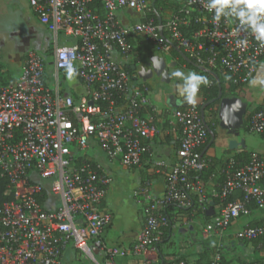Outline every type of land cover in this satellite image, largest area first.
Instances as JSON below:
<instances>
[{"label":"built area","instance_id":"built-area-1","mask_svg":"<svg viewBox=\"0 0 264 264\" xmlns=\"http://www.w3.org/2000/svg\"><path fill=\"white\" fill-rule=\"evenodd\" d=\"M27 1L51 37L43 52H26L15 81L3 82L0 75V179L5 182L0 264H62L68 246L96 262L93 241L112 220L103 204L113 180L96 154L126 169L137 168L151 161V142L159 134L148 87L134 83L135 75L124 62L133 51V37L142 36L160 52L170 50L172 43L196 64L222 70L233 85L252 78L264 56V44L234 16L214 21L207 0H184L161 24L163 35L149 16L148 0H134V7L133 0ZM128 8L139 16L123 24L117 12ZM60 33L72 38V44L64 43ZM69 63L76 70L72 83L62 67ZM208 81L206 87L212 85ZM166 123L177 135L178 159L174 164L165 159L153 162L154 170L165 174L164 192L153 197L149 180L134 190L142 203V226L128 247L100 246L106 264L129 254L143 256V264H188L148 257L172 223L164 211L170 204L194 206L205 213L210 201L217 199V209L200 224L205 238L221 237L254 205L263 211L260 222L239 229L235 237L258 240L261 246L263 153L226 156L219 188L208 193L206 179L196 175L210 162L200 153L208 131L199 105L171 108ZM245 130L264 132V106L251 114ZM221 260L216 250L203 264H222ZM224 264L261 263L238 259Z\"/></svg>","mask_w":264,"mask_h":264},{"label":"crops","instance_id":"crops-1","mask_svg":"<svg viewBox=\"0 0 264 264\" xmlns=\"http://www.w3.org/2000/svg\"><path fill=\"white\" fill-rule=\"evenodd\" d=\"M99 9L101 10V8ZM117 17L123 24L132 23L137 20V16L127 12V9L119 10L117 12ZM36 19L38 20L37 17ZM30 29H32V27ZM62 41L66 44L68 42V40L64 38L62 39ZM49 42H50V39L47 40L44 46L45 48L43 50H46ZM132 43H133V51L129 55L127 61L126 60L124 61V62H127L128 67L130 69L133 64L138 65L139 61H142V60L145 61L148 57L154 54L164 56V54L166 53L169 55L170 64L168 67V73L171 77V80L168 84L171 85V89H169L168 91H161V92L159 91L156 94H151V87L147 82L148 80L144 82L140 81L139 79L135 80L139 82V84L143 83L148 87V95L156 110V112H154V118L158 125L159 134L151 142V147L153 150V157L151 161L145 160L137 168L126 169L120 166L115 161L107 160L106 158H104V156L101 153L98 152L96 154V158L99 161L104 160L106 163L109 162V165L107 164L106 168H107V171L111 175H112L111 171H117V173H119V178L121 180V185H122L121 191L118 192L116 190L115 180L112 175L113 180H112V183L108 187L107 196L105 198L103 208L106 211L111 213L112 220L114 217L116 218L117 211L121 207L125 206L126 204L128 205L129 210L135 211L137 213L136 217L132 215L130 217L131 218L130 221L127 220L126 225L123 226L124 227L123 229L124 230L123 232L124 243L118 247H128L129 245H131L135 241L136 235L142 226V211H141L142 203L137 196H134V190H136L137 187L141 185V183L144 180H149L150 181V193L153 197H159L164 192L165 174L157 173L154 170L153 162L162 158V159H165L170 164H174L178 159L177 135L175 132L169 130L168 125L166 123V115L168 111L171 108H173L167 102V95L173 94L176 98L182 101V98L178 92L180 81L178 80V78L174 77L172 73L176 71L177 69H180L184 71L185 73L196 72L194 69L189 68L184 63H182L179 57L175 55L172 51L168 50V51L160 52V51L154 50L151 43L145 40L140 35L134 36L132 39ZM22 61L23 59L19 62L20 66L22 65ZM263 70H264V56L261 58L260 62L258 63L256 72L252 76V78L253 77L258 78L257 84L262 82L261 75H262ZM218 72H219L220 79L223 84V90L226 93L228 84H229L227 76L220 69H218ZM132 74L135 75V72L133 70H132ZM0 75H1L3 82H13L18 77V76L17 77L6 76L5 70L3 68L0 70ZM67 79L69 80V82L71 83L73 82L72 79H69V78ZM67 90L68 89L66 88L65 91ZM203 98L204 96H203L202 91H199L197 94V98H196V104L198 105L201 104ZM214 132H215V140L211 144L209 145L208 143L204 144L200 148L201 156L204 159L205 158L215 159V164L211 168V171L205 180L206 189L208 193L215 192L219 188L218 184L221 181L220 171H221L222 163L225 157L235 154L237 152H240L245 147V146L244 147L239 146L237 149L229 150L226 144L230 136H228L225 130L221 129L219 125L215 127ZM130 199L132 200V202H130ZM216 209H217V204H215L214 206V211ZM167 213L172 223H171L170 229L167 231V234L159 241L160 250L164 254H173V253L177 255L184 254L182 250L184 248L185 243H188L190 244V246L194 247L195 249H194V252H191L190 254H186L188 258L187 263L188 264H203L206 261H208V259L212 255L211 253H214L216 250L222 253L225 257L229 258V260H238V257L241 254L236 252L235 241H237L238 239L235 237V233L243 227L257 225L261 220V215L263 211L261 209L252 207L249 214L234 219L229 224V226L224 231L221 237L210 236L208 238L203 237L200 231V224L202 223L204 217H193V218L188 217L185 213L179 211L174 206H170L167 210ZM116 219H120V218H116ZM112 220L110 224L100 234V236L93 241V244L96 241L100 242V246L107 244L105 240V234H106L107 228L110 225H112L113 223ZM131 224H134L135 227L134 228L130 227ZM175 233L179 234L180 236L178 244H176L175 242ZM243 243H245L246 246H250L253 249V251L259 252L255 254L252 259L250 260L245 259V260L252 261L254 259L261 257L260 255L262 252L259 250L258 246H255L252 242H243ZM175 246H178L181 253H178L177 251L178 248L175 249L174 248ZM216 247L218 248L216 249ZM212 248H215L213 252H211ZM74 251L76 250L73 249L71 246H68L63 253L62 262L68 261L69 259L71 260L73 258ZM203 251L207 252L206 256L202 255L201 252ZM148 257L152 259H157L159 261L162 259L161 256L159 255V249L157 246L154 248V250L150 251V253L148 254ZM168 260H173V255H166L165 261H168ZM96 261H97V264H106V258L101 248L99 249V252L96 254ZM113 263L114 264H143L144 258L143 256L129 254L125 257H115L113 260Z\"/></svg>","mask_w":264,"mask_h":264},{"label":"rangeland","instance_id":"rangeland-1","mask_svg":"<svg viewBox=\"0 0 264 264\" xmlns=\"http://www.w3.org/2000/svg\"><path fill=\"white\" fill-rule=\"evenodd\" d=\"M32 27V30L36 31L38 34V39H32L30 45L26 48L27 51L29 49H35L39 52H43L44 46L48 39L51 37V32L48 30L46 26L41 24L36 17L34 16V13L32 12L31 7L28 4L27 0H0V70L3 68L5 70L6 76H13L17 77L21 71L20 63H16L14 59L12 58V55L15 53L16 45L19 42L20 36L25 35L30 31V28ZM61 40L64 38L63 34H59ZM68 40L67 44L70 45L73 42L72 38H64ZM39 40V43H38ZM164 57L166 58V61L168 65L170 64V57L168 54H164ZM144 62V60L139 61ZM262 69V68H261ZM6 78V77H5ZM262 82L257 84L255 87H251L250 95L251 96H261L264 93V70L262 71ZM148 84L151 87V94H156L159 91H168L171 89L170 84H166L160 81L158 77H152L149 79ZM60 83L62 85V88L66 90L65 83L62 78V72H60ZM134 83H139L135 81ZM79 89V86H78ZM245 101H249L245 99ZM253 100L249 101V104H253ZM251 102V103H250ZM242 138L244 140L245 147L244 149L247 151H256L259 153L264 152V137H262L260 134L250 133L246 131L245 129L241 128L239 139ZM100 156V155H99ZM104 168H106L107 164L109 165V162H105L104 160L99 161ZM107 169V168H106ZM114 180H115V186L116 190L118 192L121 191L122 185L121 180L119 178V173L117 171H111ZM130 202L132 200L130 199ZM126 214L125 217L128 219L132 216L130 214V211L125 210ZM113 223L107 228L106 234H105V240L107 246H121L124 243L123 239V232H124V223L125 220L123 219H116L113 218ZM132 228L135 227L134 224H131ZM180 239L179 234L175 233V242L178 244V241ZM236 245V252L240 253V257L242 259H252L253 256L259 252L253 251V249L250 246H246L245 243L242 241H235ZM175 249L178 248V246L174 247ZM194 247L190 246V244L185 243L184 248L182 252L184 254H190L191 252H194ZM261 253V257H264V250L259 249ZM178 253H181L179 248L177 249ZM98 259V258H97ZM62 264H97L96 262H93L89 258H87L85 255L74 251L73 252V258L68 261H63Z\"/></svg>","mask_w":264,"mask_h":264},{"label":"water","instance_id":"water-1","mask_svg":"<svg viewBox=\"0 0 264 264\" xmlns=\"http://www.w3.org/2000/svg\"><path fill=\"white\" fill-rule=\"evenodd\" d=\"M154 2L155 0L152 1V6H154ZM127 12L136 15L137 17L139 16L138 12L133 11L130 8L127 9ZM155 13L157 15V20L159 24V32L161 35H163L162 25H161L162 21L160 15L158 14L157 11H155ZM28 40H29V36H25L22 40V45L12 55V58L14 59L15 62L17 63L20 62V53L23 52L24 46L28 45ZM171 46L187 63H190L198 70L206 72L217 79V84H218L217 95L200 104L201 118L210 136L208 145L215 140V132L210 128L209 124L205 119V109L208 105L216 103L217 105L216 115L218 119V125L221 129L225 130L228 136H230V138L227 140V144H226L227 148L229 150H233V149H237L239 146L244 147L245 146L244 140L242 138L238 139V137L240 134V130L243 126V117L247 109V102L242 100V98L238 96L223 95L222 87L220 85L218 77L211 68H208L204 65L196 64L191 59H189L188 56L179 47L175 46L172 43ZM168 67L169 65L164 56L154 54L148 57L144 62H140L138 65L133 64L131 66V69L135 72V78L139 79L142 82L147 81L152 77H158L161 82L167 84L171 80V77L168 73ZM167 102L173 108L189 106V104L183 103L173 94L167 95ZM212 205H213V201H210L209 206L205 211V214L207 216H211L214 212ZM125 210L130 211V214L134 215V217L137 216V213L135 211L129 210L128 205L126 204L117 211L116 218L123 219L125 220V222L127 220L130 221L131 218L127 219L125 217L126 214ZM124 225H126V223H124ZM99 249H100V242L96 241L94 243V248H93L94 253L97 254L99 252Z\"/></svg>","mask_w":264,"mask_h":264},{"label":"trees","instance_id":"trees-1","mask_svg":"<svg viewBox=\"0 0 264 264\" xmlns=\"http://www.w3.org/2000/svg\"><path fill=\"white\" fill-rule=\"evenodd\" d=\"M150 2H152L153 0H149ZM184 0H155L154 2V6H152V9L150 11V14L149 16H151L155 22H158L157 20V15L155 13V11L158 12V14L160 15V18H161V21L162 23L165 22V20L173 13L177 12L179 10V8L181 7V5L183 4ZM170 51H172L175 55H177L180 59V61L182 63H184L187 67L189 68H192L194 69L196 72H198L200 75H203L205 77H207V79H211L212 80V85L210 87H206L204 85H201L200 87V91H202L203 93V100L201 103L215 97L217 95V92H218V84H217V79L214 78L213 76H211L210 74L206 73V72H203V71H200L198 70L197 68H195L193 65H191L190 63H187L185 60H183L181 58V56L176 52V50L171 47L170 48ZM217 75L218 77V80L220 82V85L222 87V92H223V95H226V96H238L240 98H242V100L245 101V99L247 100H253V104H249V101H247V109H246V112L244 114V117H243V126L242 128L243 129H246V124L251 116V114L262 108L264 106V93L261 95V96H251L250 95V91H251V87L249 86L248 83H244V84H240V85H233L229 82L228 80V88H227V92L225 93V91L223 90V84H222V81L220 79V75H219V72H218V69H215V68H211ZM128 72L129 73H132V70L128 67L127 68ZM251 103V102H250ZM214 104V103H213ZM213 104H210L206 107L205 109V119L207 121V123L209 124L210 128L214 131L215 127L218 125V119H217V115H216V110H217V107H214ZM199 107H200V104H199ZM262 137H264V132L260 134ZM210 140V136H209V133H207V141L205 144H207ZM248 153L249 151L245 150V149H242L240 152H237L235 153L234 155L237 157V158H246L248 156ZM263 155H264V152H263ZM215 164V159L214 158H210V162L207 163L206 166H203L197 173V177H200V178H203L204 180L206 179V177L209 175L210 171H211V168L214 166ZM5 189V182L3 179H0V197L3 193ZM0 200L2 201L3 200V197L0 198ZM218 203V200L215 199L213 200V210H214V206L215 204ZM170 206H174L176 207L179 211L185 213L188 217H204V218H207L208 216L204 213V212H201L199 211L198 209H195L194 206H189V207H181V206H178V205H174V204H170ZM169 205L165 208V213H167V210L168 208L170 207ZM254 207L256 208L254 205L251 206V208ZM171 227V224L166 228L162 238L167 234V231L170 229ZM252 243L255 245V246H258V240H253ZM156 246L158 247L159 249V255L161 256L162 260L165 261V256L166 255H173V260H183L185 262H187V255L186 254H164L160 248H159V242L156 244ZM218 247H216L217 249ZM215 248H212L211 249V252H213ZM259 249L261 250H264V243L259 246ZM202 255H207V252H201ZM212 255L214 253H211ZM221 254V262L222 264L230 261L229 258L225 257L222 253ZM212 255L210 256V258L212 257ZM209 258V259H210ZM208 259V260H209ZM239 260H244L242 259L240 256L238 257ZM252 261H257L261 264H264V257H260V258H257V259H254Z\"/></svg>","mask_w":264,"mask_h":264},{"label":"clouds","instance_id":"clouds-1","mask_svg":"<svg viewBox=\"0 0 264 264\" xmlns=\"http://www.w3.org/2000/svg\"><path fill=\"white\" fill-rule=\"evenodd\" d=\"M130 6H135L134 0ZM206 8L209 12L214 11L213 20L219 22L221 16H234L238 19L239 25L249 29L255 39L264 44V0H207ZM239 44H246V41H239ZM65 68L66 76L71 79L76 75L72 65H62ZM172 75L180 81L178 92L183 103L196 104L197 94L201 85L207 86V77L196 72H188L177 69ZM250 87H255L258 78L253 77L249 81Z\"/></svg>","mask_w":264,"mask_h":264},{"label":"flooded vegetation","instance_id":"flooded-vegetation-1","mask_svg":"<svg viewBox=\"0 0 264 264\" xmlns=\"http://www.w3.org/2000/svg\"><path fill=\"white\" fill-rule=\"evenodd\" d=\"M25 36H29V40H28V45L27 46H24L23 52L20 53V61L24 58V56H25V54L27 52V49L26 48L30 45L32 39L33 40L34 39H38V34L36 33V31L30 29V31L27 34L20 36L19 42H18V44L16 45V48H15L16 51L22 45V40H23V38ZM38 43H39V40H38ZM213 105H214V107H216V103H214Z\"/></svg>","mask_w":264,"mask_h":264}]
</instances>
